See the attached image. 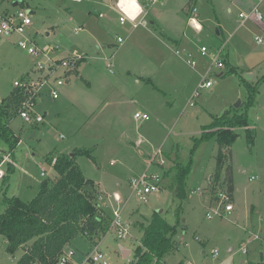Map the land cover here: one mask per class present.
<instances>
[{
  "label": "rangeland",
  "instance_id": "1",
  "mask_svg": "<svg viewBox=\"0 0 264 264\" xmlns=\"http://www.w3.org/2000/svg\"><path fill=\"white\" fill-rule=\"evenodd\" d=\"M78 1L0 0V18L23 8L31 11L32 25L27 34L40 48L56 47L51 56L63 59L76 55L82 61V53L87 57L80 70L83 79L71 71L67 75L69 84L59 89L58 99H52L49 93L54 77L63 70H56L41 89L36 111L43 116V123L26 124L18 114L7 121L17 145L11 161L9 144L0 137V171L4 175L8 163L14 166L7 188L0 184V214L4 212L5 195L28 202L43 181L55 182L57 176L48 156L53 160L62 152L88 149L94 161L78 156L76 165L85 179L110 196L104 198L97 187L99 194L94 195L96 190L92 193L94 201L98 205L104 202L103 209L109 216L117 210L128 230L125 238L117 239L111 231L98 242L108 264H132L142 236L139 228L147 227L155 214L175 226L176 250L166 256L165 264H247L264 260V82L258 87L257 106L248 110L257 127V146H248L245 133L238 130L231 149L223 152L226 160L219 180H215L219 152L216 140L195 148L193 141L213 117L245 110L247 92L239 77L256 85L264 76V1L260 7L263 21L255 23L240 21V7L232 2L198 0L199 19L195 20L201 21L204 29L197 32L187 25L179 7L181 0H163L149 8V20L162 22L172 40L181 37L197 49L206 46L212 54L222 49L223 57L227 55L229 64L237 70L238 75L227 74L225 69L221 76H209L212 86L199 90L193 100L199 75L173 54L169 44H162L150 24L146 27L150 33L144 27L133 29L130 24L120 27L115 17L109 23L97 17L98 10L106 13L102 3L107 0ZM78 28L82 31L75 34ZM127 33L129 39L117 52L113 47L117 44L115 34L125 37ZM18 39L16 35L0 37V103L13 91L14 82L28 76L34 81L44 77L36 71L35 60L17 46ZM99 42L107 47L97 51ZM201 60L210 63L207 57ZM144 112H149L148 121L133 118L135 113ZM176 153L179 163L190 166L182 199L174 196L168 188L169 180L163 178ZM260 166L263 168L258 169ZM226 169L232 179L233 210L214 215L217 192L226 189ZM144 172L157 176L161 186L145 203L131 187ZM114 193L120 196V202L113 199ZM7 246L0 235V264H16L25 247L10 254ZM68 249L74 252L73 264H80L91 254L93 245L77 237ZM122 250L127 251L125 256Z\"/></svg>",
  "mask_w": 264,
  "mask_h": 264
},
{
  "label": "trees",
  "instance_id": "2",
  "mask_svg": "<svg viewBox=\"0 0 264 264\" xmlns=\"http://www.w3.org/2000/svg\"><path fill=\"white\" fill-rule=\"evenodd\" d=\"M192 1L186 5V11L189 13L193 10V7H190ZM225 57L227 74L238 75ZM81 62L79 61L78 66ZM239 80L247 92L244 112L231 117L227 113L213 118L209 125L202 127L200 136L193 139L194 148L210 139L216 140L219 152L215 180H219L224 168L226 155L223 152L229 150L239 136L235 129H244L248 146H253L254 134L247 129L248 110L257 104L258 87L264 82V77L256 85H251L241 77ZM24 99L25 93L14 88L0 103V137L9 144L10 160L13 158L17 142H14V137L8 130L7 121L16 117ZM78 156H85L94 161L92 151L88 149H74L71 154H59L53 157V160L48 156L47 161L56 173V180L53 183L43 181L32 200L23 202L17 196H4V212L0 214V235L7 240V252L10 254L25 247L16 264H55L64 248L77 237L96 245L109 232L110 216L94 201L93 196L99 193L94 183L85 179L76 165ZM189 167H184L178 162L176 153L172 167L163 173V178L169 180V190L180 199L185 197L184 185ZM13 171V164L8 163L0 180L3 188H7L9 176ZM226 178V191L232 198L233 185L228 169ZM94 190L96 191L93 195ZM139 230L142 236L134 251L132 264H164L166 256L176 250L175 226L167 224L155 214L150 224L147 227L141 226ZM29 243L31 245H28ZM247 264H264V260Z\"/></svg>",
  "mask_w": 264,
  "mask_h": 264
},
{
  "label": "built area",
  "instance_id": "3",
  "mask_svg": "<svg viewBox=\"0 0 264 264\" xmlns=\"http://www.w3.org/2000/svg\"><path fill=\"white\" fill-rule=\"evenodd\" d=\"M141 1L145 3L142 4ZM162 0H117L115 7L119 13V24L125 25L131 24L133 29L137 27H147L149 25L145 16L146 13L143 7H151ZM233 1V0H227ZM256 3L246 11H240L238 17L240 21H253L259 23L263 21L262 13L259 10V5L263 0H255ZM31 11L27 8L19 9L15 12L7 13L0 18V37L9 38L16 35L19 39L17 46L24 50L35 60L36 71L44 74V77L39 81H34L30 76L25 80L16 81L13 83L15 88L20 89L25 93V99L21 102V105L17 111L18 118L24 123L30 125H38L43 123V116L36 111L37 105L41 102L40 92L41 89L47 85L53 73L56 70L61 69L63 73L60 76L54 77L53 87L50 89L49 96L52 99H58L60 93L59 89L64 86L68 80L67 75L78 68V63L81 61L80 56L73 55L69 58L57 59L51 56L53 52L57 51L56 47L40 48L33 39L27 34V29L32 25ZM197 17L196 9L192 10V16L188 19L189 25L193 29H196ZM79 32V29L74 31L75 34ZM123 39L117 37V43L121 44ZM257 43H261V39H256ZM174 55L183 61L190 69L195 71L199 75V84L195 89L191 100L199 96L198 91L202 89H208L212 86L209 76L216 75L225 69V62L223 57V50L221 49L215 54H212L206 46H201L198 49V57L184 50H175ZM207 57L210 63L199 60ZM111 67V65H108ZM190 105L193 103L190 101ZM135 120L148 121L149 116L146 113H135L133 115ZM159 154V151H158ZM43 175V174H42ZM3 176V172L0 171V179ZM132 193L141 201L147 202L148 196L153 192L161 190L160 182L157 176L147 175L145 172L141 174L131 184ZM191 193H193L191 191ZM107 197H110L106 195ZM106 197V198H107ZM116 202H120L121 198L118 194L112 195ZM217 206L212 212L214 215L221 214L222 212L229 213L233 210L232 198L226 191V189H220L216 195ZM100 207L104 208L103 205ZM207 218L211 219L212 215L207 214ZM114 232L117 239H122L128 236V230L126 229L123 221L120 218V214L117 210L113 212V216H110V228L109 232ZM108 232V233H109ZM98 245H93L91 254L87 255L80 264H108L107 257L98 249ZM242 253H246V248L242 249ZM216 254V252H215ZM74 252L68 247L64 248L61 255H59L55 264H73Z\"/></svg>",
  "mask_w": 264,
  "mask_h": 264
},
{
  "label": "crops",
  "instance_id": "4",
  "mask_svg": "<svg viewBox=\"0 0 264 264\" xmlns=\"http://www.w3.org/2000/svg\"><path fill=\"white\" fill-rule=\"evenodd\" d=\"M70 1H74V2H80V1H78V0H70ZM163 1V0H162ZM208 2H210L211 3V0H207ZM264 1V0H263ZM263 1L260 3V5H259V10H260V7H261V5H262V3H263ZM116 2H117V0H107V2H105V3H102L101 5H102V8H105L106 9V13H104L103 12V10H98V13H97V17H98V19H101V20H103V19H107L108 20V23L111 21V19H113L114 17L115 18H117V21H118V24H119V13H118V11H117V9H116V7H115V4H116ZM142 2V4H144L145 2L144 1H141ZM190 2V0H181V2H180V4H179V7H182L181 9H182V13H184V16L186 17V19H187V25L190 27V25H189V23H188V19L192 16V11L189 13L188 11H186V5L188 4ZM197 2H198V0H193L192 2H191V4H190V7H193L192 9H196V6H197ZM229 2H232L234 5H235V7H240V10L239 11H246V10H249L255 3H256V1L255 0H233V1H229ZM110 3V4H109ZM144 8V11H145V13H146V16H145V18H146V20L148 21V23L150 24V26L155 30V31H153V32H157V36H159V39L161 40V42H162V44L163 45H167V44H169L170 45V47H171V49H173V54H174V51L175 50H184V51H186V52H189V53H191V54H193L194 56H196V57H198V49L194 46V45H192V43H190V41H187V40H184L183 38H178V39H176V40H172V38L171 37H169L165 32H164V27L162 26L163 24H162V22H159L158 21V23L156 22V21H153V20H149L150 18H149V15H150V11H149V8L148 7H143ZM229 10V9H228ZM261 12V11H260ZM196 14H197V17L196 18H198L199 19V14L196 12ZM196 23H197V25H196V31L195 32H197V30H203L204 29V25H203V23L201 22V21H197L196 20ZM126 24H129V23H126ZM126 24L125 25H120L119 24V26L120 27H124V26H126ZM130 26H131V24H130ZM197 26H198V28L199 29H197ZM151 28V29H152ZM158 28V31L156 30ZM192 28V27H191ZM79 29V32L77 33V34H79L81 31H82V29H80V28H78ZM144 29L145 30H147L149 33H150V29L149 28H146V27H144ZM75 31V30H74ZM166 31V30H165ZM148 33V34H149ZM151 33H152V31H151ZM130 35V33H127L126 35H125V37L124 36H122L121 34H115V37H114V40H115V38H117V37H121L122 39H123V42L121 43V44H118L117 43V39H116V45L115 46H113L114 48H115V50L118 52V51H120L121 50V48H120V45H122L123 43H124V41L126 40V39H129V36ZM100 44V45H99ZM107 46L102 42V43H98L97 44V51H101V50H104L105 48H106ZM82 57H83V61L80 63V65L78 66V68H77V70H75V72H74V74H76L77 76H79L81 79H83L82 78V75L80 74V70H81V68H82V66L85 64V62H86V60H87V57H86V53H82ZM226 61L228 62V64H229V61H228V56L226 55ZM199 62L200 63H203L202 62V60L200 59L199 60ZM229 66L230 67H233V66H231L230 64H229ZM233 68H235V67H233ZM83 70V69H82ZM237 71V70H236ZM110 73H112V72H110ZM194 73V72H193ZM195 74V73H194ZM223 73L222 72H220V74L218 75V76H221ZM262 77H264V76H262ZM69 79L65 82V84H69ZM137 82H138V80H136ZM87 82V81H86ZM88 83V82H87ZM64 84V85H65ZM89 84V83H88ZM251 84V83H250ZM252 84H253V82H252ZM251 84V85H252ZM161 92V91H160ZM259 93V92H258ZM163 95H165V93H163ZM257 96H258V94H257ZM256 100H257V98H256ZM257 104H258V102H257ZM257 104H256V106H257ZM241 105L242 104H240L238 107H241ZM256 106H254V108L256 107ZM252 109V108H251ZM244 111H242V112H239V113H235V114H233V115H231V116H234V115H237V114H241V113H243ZM144 113H146V114H148L149 115V112H144ZM229 113V112H228ZM230 116V117H231ZM249 117V116H248ZM213 118H216V117H213ZM248 130H250L253 134H254V141H253V147L254 148H256V146H257V142H258V131L256 130L257 129V127H256V125H255V123L252 121V120H250V118H249V126H248V128H247ZM238 130H241V131H243L244 132V129H235L234 131L237 133V131ZM263 132V136H264V130L262 131ZM238 134V133H237ZM239 135V134H238ZM231 149V147L229 148V150ZM74 149H72V151H73ZM251 150H252V148H251ZM60 154H71V152H62V153H60ZM3 162V161H2ZM260 168H263L262 166H260V167H258V169H260ZM94 183V182H93ZM94 185L96 186V188L98 187V189L97 190H100V192L103 194V197L105 198V197H107L106 195H105V193H103L102 192V190L100 189V187H99V185H97V184H95L94 183ZM114 194H117V193H114ZM232 198H233V196H232ZM101 205H103L104 207H105V204H104V202L103 203H100V205L99 206H101ZM254 208V207H253ZM252 208V209H253ZM68 247V246H67ZM246 252H247V250H246ZM261 260H263V258L261 259ZM164 264H165V260H164Z\"/></svg>",
  "mask_w": 264,
  "mask_h": 264
},
{
  "label": "water",
  "instance_id": "5",
  "mask_svg": "<svg viewBox=\"0 0 264 264\" xmlns=\"http://www.w3.org/2000/svg\"><path fill=\"white\" fill-rule=\"evenodd\" d=\"M240 105V103L237 104V107ZM226 114V113H225ZM123 251V255L125 256L127 254V251L122 250Z\"/></svg>",
  "mask_w": 264,
  "mask_h": 264
},
{
  "label": "bare ground",
  "instance_id": "6",
  "mask_svg": "<svg viewBox=\"0 0 264 264\" xmlns=\"http://www.w3.org/2000/svg\"><path fill=\"white\" fill-rule=\"evenodd\" d=\"M196 25H197V23H196ZM197 29H199L198 26H197Z\"/></svg>",
  "mask_w": 264,
  "mask_h": 264
}]
</instances>
